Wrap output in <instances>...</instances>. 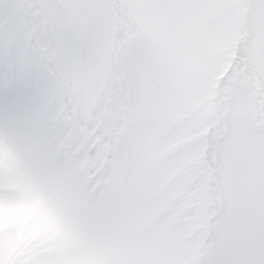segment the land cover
<instances>
[{
  "label": "snow or ice",
  "instance_id": "snow-or-ice-1",
  "mask_svg": "<svg viewBox=\"0 0 264 264\" xmlns=\"http://www.w3.org/2000/svg\"><path fill=\"white\" fill-rule=\"evenodd\" d=\"M0 264H264V0H0Z\"/></svg>",
  "mask_w": 264,
  "mask_h": 264
}]
</instances>
